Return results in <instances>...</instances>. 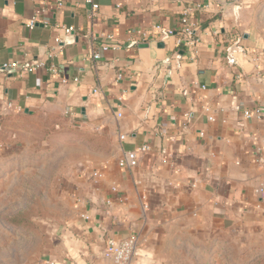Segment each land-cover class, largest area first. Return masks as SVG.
<instances>
[{"label": "crops", "instance_id": "obj_1", "mask_svg": "<svg viewBox=\"0 0 264 264\" xmlns=\"http://www.w3.org/2000/svg\"><path fill=\"white\" fill-rule=\"evenodd\" d=\"M91 2L92 17L86 0H0V63L19 66L0 72V151L42 128L83 153L70 220L38 264H117L105 242L128 236L137 247L123 264H211L223 233H264V111L242 117L264 109V0ZM184 11L192 46L176 45ZM38 60L56 73H19Z\"/></svg>", "mask_w": 264, "mask_h": 264}, {"label": "rangeland", "instance_id": "obj_2", "mask_svg": "<svg viewBox=\"0 0 264 264\" xmlns=\"http://www.w3.org/2000/svg\"><path fill=\"white\" fill-rule=\"evenodd\" d=\"M259 23L264 28V7ZM71 140L41 128L0 151V264H38L51 231L70 220L74 165L83 156ZM208 251L211 264H264V233H223Z\"/></svg>", "mask_w": 264, "mask_h": 264}, {"label": "built area", "instance_id": "obj_3", "mask_svg": "<svg viewBox=\"0 0 264 264\" xmlns=\"http://www.w3.org/2000/svg\"><path fill=\"white\" fill-rule=\"evenodd\" d=\"M86 2L90 5L89 9V16L92 17L94 15L95 10L98 7V4L92 3L91 0H86ZM60 4V2H58ZM40 11L36 10L33 15L30 17L28 22L25 24V26L28 29H31L35 26V23L38 20V15ZM194 28L195 25L192 23L188 18V12L184 11L183 15L180 19V27H179V36L176 38V45L177 46H192L195 42L194 39ZM156 30L160 31L159 26H155ZM62 31L65 34L73 33L74 28L72 26H62ZM171 30H166L162 32L163 36L171 35ZM143 37H146V33H142ZM109 36L108 38H110ZM60 39L55 38V43H59ZM109 46L103 45L101 46V50H107ZM111 48H115V46H112ZM99 53L96 52L93 54V59H99ZM18 64L16 62L14 63H7L3 62L0 63V72L3 71H10L13 69L18 68ZM38 69H47L51 73H56V68L53 65H47L44 61H35L29 65L23 66L20 68L19 73H24L26 71H33ZM74 81H77L76 78L73 79ZM65 82V80H62ZM8 107H12L11 102H7ZM207 110V109H205ZM264 109L263 108H255L253 110H243L242 111V117L244 119L256 117L260 118L263 114ZM120 115V114H118ZM209 119H212L211 116L208 117ZM149 150V146L147 145H141L134 150H128L125 151L122 156L117 161L118 166L120 168L124 169H131L134 168L138 163V158L141 153H144ZM99 173L95 170L92 171V176H98ZM260 194L264 193V186H261L257 190ZM137 247V238L135 236H128L126 238L120 239V240H114V239H108L105 242V246L103 248L102 254L105 258L111 259L113 262L117 264H123L127 263L135 254Z\"/></svg>", "mask_w": 264, "mask_h": 264}, {"label": "water", "instance_id": "obj_4", "mask_svg": "<svg viewBox=\"0 0 264 264\" xmlns=\"http://www.w3.org/2000/svg\"><path fill=\"white\" fill-rule=\"evenodd\" d=\"M70 34H72V33H70ZM141 45H146L145 43H143V44H141ZM159 45H162L161 43L159 44ZM237 47L234 45V46H232L231 48H230V51H232V50H234V49H236Z\"/></svg>", "mask_w": 264, "mask_h": 264}]
</instances>
